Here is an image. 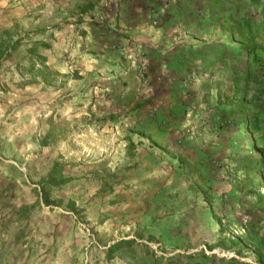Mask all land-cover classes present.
<instances>
[{
    "label": "rangeland",
    "instance_id": "obj_1",
    "mask_svg": "<svg viewBox=\"0 0 264 264\" xmlns=\"http://www.w3.org/2000/svg\"><path fill=\"white\" fill-rule=\"evenodd\" d=\"M211 4L213 25L231 34L232 97L245 112L235 153L206 168L249 189L228 199L175 165L133 160L124 134L115 139L85 108L79 76L47 66L24 33L23 11L15 19L23 4L0 0V220L32 234L41 257L54 264H261L219 244L238 241L239 231L227 227L242 218L240 208L253 237L264 233V0ZM119 243L109 262L107 250Z\"/></svg>",
    "mask_w": 264,
    "mask_h": 264
},
{
    "label": "crops",
    "instance_id": "obj_2",
    "mask_svg": "<svg viewBox=\"0 0 264 264\" xmlns=\"http://www.w3.org/2000/svg\"><path fill=\"white\" fill-rule=\"evenodd\" d=\"M213 1L17 0L23 6L15 19L23 11L24 33L47 66L79 76L74 83L85 108L117 132L115 139L124 134L133 160L175 165L189 180L208 179L211 193L228 199L249 189L233 188L206 168L235 153L245 112L232 97L231 34L213 25ZM239 214L227 228L239 231L240 256L258 260L253 245L260 238L253 237L245 209ZM18 233L14 220H0V264H54L40 256L32 234Z\"/></svg>",
    "mask_w": 264,
    "mask_h": 264
},
{
    "label": "trees",
    "instance_id": "obj_3",
    "mask_svg": "<svg viewBox=\"0 0 264 264\" xmlns=\"http://www.w3.org/2000/svg\"><path fill=\"white\" fill-rule=\"evenodd\" d=\"M242 27L239 26L238 28V36L241 39H244V33L242 32ZM261 29V28H260ZM128 153L132 152V148H131V144H129L128 148ZM263 172H264V168H263ZM263 202H264V196H263ZM227 243L230 244V246H227ZM123 245H125V243H119L117 245H113L109 250H107L106 254H105V258L109 261V262H113L114 261V256L113 253L117 250H119V248H121ZM220 247H225L227 249H233L235 251H237L238 255H242L243 254V245L241 242L239 241H235L232 239H224L220 242ZM255 247V252L258 254V258H259V262L261 264H264V233L260 239V241L258 243H255L253 245ZM234 262L236 264H239L236 260H234Z\"/></svg>",
    "mask_w": 264,
    "mask_h": 264
},
{
    "label": "built area",
    "instance_id": "obj_4",
    "mask_svg": "<svg viewBox=\"0 0 264 264\" xmlns=\"http://www.w3.org/2000/svg\"><path fill=\"white\" fill-rule=\"evenodd\" d=\"M94 0H85V2L87 3V4H90V3H92ZM142 75H143V73H142ZM233 237L235 238V239H237V240H239V236H237V235H233Z\"/></svg>",
    "mask_w": 264,
    "mask_h": 264
}]
</instances>
